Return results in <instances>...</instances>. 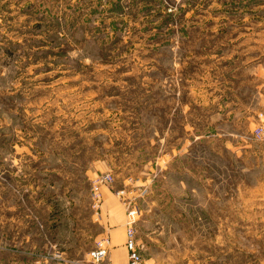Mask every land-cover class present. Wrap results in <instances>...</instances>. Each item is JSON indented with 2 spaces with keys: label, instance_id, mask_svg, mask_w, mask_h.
Returning <instances> with one entry per match:
<instances>
[{
  "label": "rangeland",
  "instance_id": "374dc122",
  "mask_svg": "<svg viewBox=\"0 0 264 264\" xmlns=\"http://www.w3.org/2000/svg\"><path fill=\"white\" fill-rule=\"evenodd\" d=\"M262 129L264 0H0V264H87L102 188L143 264H264Z\"/></svg>",
  "mask_w": 264,
  "mask_h": 264
},
{
  "label": "built area",
  "instance_id": "2783aa9c",
  "mask_svg": "<svg viewBox=\"0 0 264 264\" xmlns=\"http://www.w3.org/2000/svg\"><path fill=\"white\" fill-rule=\"evenodd\" d=\"M257 137L262 138L264 137V130H257ZM104 182H112L113 177L111 175H106L103 180ZM100 181V182H101ZM98 186L93 187V207L95 209L100 208L101 203V193L96 191ZM150 191L149 187H143L140 189V196L145 197L148 195ZM128 214L134 215L136 210V203L133 206H128ZM111 240L109 237L105 236L102 237L100 240L96 242V245L92 251H90L87 256V264H104L106 259L108 258ZM128 249V263L127 264H143V255L140 250V245L138 243L136 237V229L133 225V220L131 218L128 219L126 223V243Z\"/></svg>",
  "mask_w": 264,
  "mask_h": 264
},
{
  "label": "crops",
  "instance_id": "0c3cea01",
  "mask_svg": "<svg viewBox=\"0 0 264 264\" xmlns=\"http://www.w3.org/2000/svg\"><path fill=\"white\" fill-rule=\"evenodd\" d=\"M108 189V188H107ZM102 188L103 199L107 202L106 224L110 226L104 229L111 240V247L108 258L104 264H127L128 263V249L126 243L125 232V214L117 200L110 195L111 190ZM104 205V202H103Z\"/></svg>",
  "mask_w": 264,
  "mask_h": 264
}]
</instances>
